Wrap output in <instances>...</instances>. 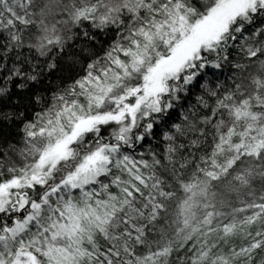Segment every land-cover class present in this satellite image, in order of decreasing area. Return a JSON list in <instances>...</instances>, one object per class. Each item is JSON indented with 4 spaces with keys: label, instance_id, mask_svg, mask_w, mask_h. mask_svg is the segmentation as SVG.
I'll use <instances>...</instances> for the list:
<instances>
[{
    "label": "snow or ice",
    "instance_id": "snow-or-ice-1",
    "mask_svg": "<svg viewBox=\"0 0 264 264\" xmlns=\"http://www.w3.org/2000/svg\"><path fill=\"white\" fill-rule=\"evenodd\" d=\"M0 264H264V0H0Z\"/></svg>",
    "mask_w": 264,
    "mask_h": 264
}]
</instances>
